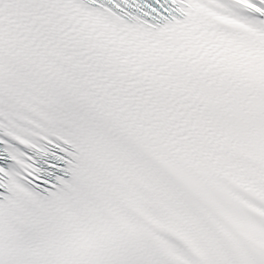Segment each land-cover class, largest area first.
I'll list each match as a JSON object with an SVG mask.
<instances>
[{
  "label": "snow or ice",
  "instance_id": "obj_1",
  "mask_svg": "<svg viewBox=\"0 0 264 264\" xmlns=\"http://www.w3.org/2000/svg\"><path fill=\"white\" fill-rule=\"evenodd\" d=\"M0 264H264V0H0Z\"/></svg>",
  "mask_w": 264,
  "mask_h": 264
}]
</instances>
